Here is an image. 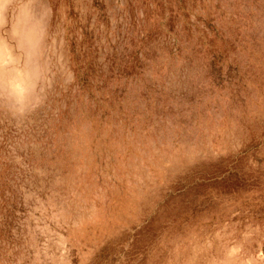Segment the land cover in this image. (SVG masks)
I'll return each instance as SVG.
<instances>
[{"label":"rangeland","instance_id":"1","mask_svg":"<svg viewBox=\"0 0 264 264\" xmlns=\"http://www.w3.org/2000/svg\"><path fill=\"white\" fill-rule=\"evenodd\" d=\"M0 264H264V0H0Z\"/></svg>","mask_w":264,"mask_h":264}]
</instances>
